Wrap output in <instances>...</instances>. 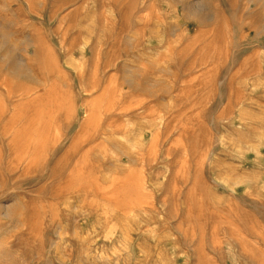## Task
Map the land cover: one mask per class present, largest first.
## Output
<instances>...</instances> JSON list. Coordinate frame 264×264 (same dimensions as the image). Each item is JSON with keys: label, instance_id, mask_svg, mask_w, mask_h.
<instances>
[{"label": "rangeland", "instance_id": "obj_1", "mask_svg": "<svg viewBox=\"0 0 264 264\" xmlns=\"http://www.w3.org/2000/svg\"><path fill=\"white\" fill-rule=\"evenodd\" d=\"M186 1L0 0L1 264H264V3Z\"/></svg>", "mask_w": 264, "mask_h": 264}, {"label": "bare ground", "instance_id": "obj_2", "mask_svg": "<svg viewBox=\"0 0 264 264\" xmlns=\"http://www.w3.org/2000/svg\"><path fill=\"white\" fill-rule=\"evenodd\" d=\"M259 1V3L260 4H263L264 3V0H258ZM205 1L204 0H187L186 1V8H187V13H188V17H189V19L191 20V21H197L198 23H200L201 25H203V24H205V23H207L209 20H211L210 19V16L206 13L207 12V5H205V3H204ZM178 6V5H177ZM1 27V26H0ZM208 32V31H207ZM14 35V34H13ZM205 35V34H204ZM11 33H9V31H7L4 27H1L0 28V56H1V58L2 59H4L5 60V58H7L8 60H13L12 62H17V61H14V59H15V52H13V48H12V42H11ZM194 34L191 36V39H192V41H195L196 42V40H194ZM32 39V38H31ZM29 40V39H28ZM31 41V40H30ZM34 41V40H33ZM195 42L193 43V45H195ZM7 59H6V61H7ZM1 60V59H0ZM2 61V60H1ZM4 62V61H3ZM9 62H11V61H9ZM8 62V63H9ZM17 64V63H16ZM20 66H21V64H20ZM24 69V68H23ZM30 78H32V77H30ZM10 173V172H9ZM20 173V172H19ZM16 174H18V173H16ZM27 175V174H26ZM39 175V174H38ZM42 175H44V174H42ZM13 176H15V175H13ZM12 176V177H13ZM18 176H20V175H18ZM22 177V176H21ZM42 177H44V176H42ZM9 178H11V177H9ZM50 178V177H49ZM16 179V178H15ZM18 179V178H17ZM27 179H29V178H27ZM34 179V178H33ZM8 181H9V179H7ZM14 180V179H13ZM13 180H11V181H13ZM15 181V180H14ZM56 181V180H55ZM6 183H7V181H5ZM4 182V183H5ZM23 182V181H22ZM22 182H20V183H22ZM54 182V181H53ZM52 182V183H53ZM12 183V182H11ZM55 183V182H54ZM13 184V183H12ZM19 184V183H18ZM26 184V183H25ZM55 184H57V183H55ZM55 184H53L54 186H55ZM15 185V184H14ZM52 185V184H51ZM2 186H3V183H2ZM1 186V187H2ZM9 186V185H8ZM18 186H20V185H18ZM6 188H7V186H5ZM4 187V188H5ZM22 187V186H21ZM49 187V186H48ZM137 187V186H136ZM3 188V189H4ZM6 188H5V190H6ZM16 189H17V187H15ZM2 189V188H1ZM2 189V191L4 192V190ZM13 190H15L14 188H12ZM2 191H0V192H2ZM55 191H58L59 192V187H58V189H54V191L53 192H55ZM3 192H2V196H3ZM57 192V193H58ZM4 193H6V192H4ZM8 193V192H7ZM9 195V194H8ZM57 195V194H56ZM139 195V194H138ZM131 196V195H130ZM130 196H128L129 198H130ZM52 197H53V195H52ZM133 197V196H132ZM138 198V197H137ZM55 200V199H54ZM132 200V199H131ZM131 200H129V202L131 201ZM52 201H53V199H52ZM134 201V200H133ZM56 203V202H55ZM0 218H4V217H6V218H10V214H11V212H10V210H12L11 208H10V206L9 205H7V202H2V201H0ZM53 206V205H52ZM18 207V206H17ZM57 217V216H56ZM59 220V219H58ZM55 223H56V221H54ZM59 223V222H58ZM54 224V223H53ZM22 225V224H21ZM11 227V226H10ZM55 227H56V225H55ZM57 228V231H56V234H57V236H58V239H57V241L56 240H53V242H52V244H56V243H58V241H59V225L56 227ZM6 230V229H5ZM11 230V229H10ZM8 231V230H7ZM6 231V232H7ZM5 235V233H0V261H2V259H3V255L5 254V252L7 251L5 248L8 246V243L6 242V241H4V236ZM57 245V244H56ZM51 246V245H50ZM53 246H51V248H52ZM56 248V247H55ZM55 251H57L56 249H54ZM54 250H53V252H54ZM57 253V252H56ZM6 255V254H5ZM6 260V259H5ZM1 264V263H0Z\"/></svg>", "mask_w": 264, "mask_h": 264}]
</instances>
